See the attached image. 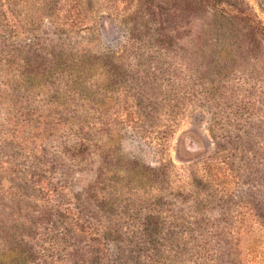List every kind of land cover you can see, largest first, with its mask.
Masks as SVG:
<instances>
[{
  "label": "rangeland",
  "instance_id": "1",
  "mask_svg": "<svg viewBox=\"0 0 264 264\" xmlns=\"http://www.w3.org/2000/svg\"><path fill=\"white\" fill-rule=\"evenodd\" d=\"M0 264H264V0H0Z\"/></svg>",
  "mask_w": 264,
  "mask_h": 264
},
{
  "label": "trees",
  "instance_id": "2",
  "mask_svg": "<svg viewBox=\"0 0 264 264\" xmlns=\"http://www.w3.org/2000/svg\"><path fill=\"white\" fill-rule=\"evenodd\" d=\"M84 2H85V1H84ZM164 3H165V2H161V3H160V6H158V7H159V8H162L161 5H164ZM26 235L29 237L28 234H26ZM26 244H27V242H26ZM29 250H30L31 252L28 253ZM7 251H9V250L7 249L6 252H7ZM34 251H35L34 247H32L31 245H30V247H28V245H27V256H28V257H29V254L31 253L32 258H34V257H33V252H34ZM102 259H105V258L103 257ZM24 261H26V258H25Z\"/></svg>",
  "mask_w": 264,
  "mask_h": 264
}]
</instances>
